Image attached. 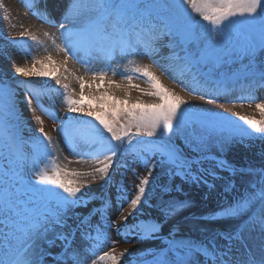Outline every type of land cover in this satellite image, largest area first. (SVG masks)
I'll use <instances>...</instances> for the list:
<instances>
[{"label":"snow or ice","instance_id":"obj_1","mask_svg":"<svg viewBox=\"0 0 264 264\" xmlns=\"http://www.w3.org/2000/svg\"><path fill=\"white\" fill-rule=\"evenodd\" d=\"M42 15L47 18V13ZM57 26L62 43L57 44L55 37L51 39L65 57L59 65L67 71L68 60H75L93 80L103 81L109 73L117 75L111 67L116 57L142 54L153 58L166 72L176 70L180 77H189L185 86L193 100L215 103L236 86L248 93L241 101L253 100L252 92L264 88V0H69ZM31 39L37 40L35 36ZM164 49L167 53L162 55ZM97 60L108 66L88 67ZM128 63L134 67L131 71L124 67L122 80L132 89L139 88L132 83L135 78H145L151 89L140 91L156 97V101L138 99L131 103L129 92L123 98L109 96L110 102L98 105L102 111L94 110L91 104L85 108L83 77H76L81 89L77 99L74 89L57 75L58 62L51 54L43 59L33 57L30 66H15V73L51 78L59 88L37 89L19 83L14 87L0 79V264H46L49 256L55 264H121L125 257L124 264H264V169L247 170L256 177L251 190L221 206L211 217L243 219L235 229L194 240L181 236L180 228L172 225L164 247L144 253L127 249L116 253L117 242L110 236L112 228L123 233L126 243L130 237L137 242L156 240L165 225L189 207V201L172 197L173 192L183 191L173 183L176 177L183 183L211 189L215 181L223 179L220 171H243L220 155L230 143L264 138V102L255 105L261 119L235 114L247 127L228 117L217 119L213 114L196 111L188 99L165 88L150 65L132 60ZM234 65L239 67L233 70ZM19 86L25 89L23 101L19 99ZM54 93L62 97L69 112L92 117L98 125L82 118L60 120L55 111L41 103L43 97L52 99ZM105 95L97 99L105 101ZM21 102L33 113L35 102L54 121L60 120L59 131L73 151L77 139L88 148L78 154L77 162L93 161L91 170H69L57 162V145L44 131L40 116H35L41 125L40 135L25 139L20 131ZM121 117L124 123H120ZM182 144L190 151H185ZM121 149L133 157L135 164L142 165L146 174L141 175L134 166L121 165L117 160ZM121 167L125 169L123 176L131 172L138 180L134 194L127 195L129 189L123 187L122 180L115 179ZM157 168L161 169L160 177L154 176ZM96 179L116 187V220L108 219L113 201L106 191L84 190ZM94 200L100 205L87 214L75 211L87 208ZM125 202L127 208L123 207ZM145 209L156 211L158 217L140 219ZM97 215L104 219L103 225L93 222ZM129 217L134 223H128ZM69 219L75 221L74 226L68 224ZM120 221L124 222L122 226ZM77 234L88 244L77 246ZM256 237L258 245L254 244ZM57 241L61 251L53 254L47 248L57 246ZM101 244L113 247L99 255Z\"/></svg>","mask_w":264,"mask_h":264},{"label":"bare ground","instance_id":"obj_2","mask_svg":"<svg viewBox=\"0 0 264 264\" xmlns=\"http://www.w3.org/2000/svg\"><path fill=\"white\" fill-rule=\"evenodd\" d=\"M69 0H0V65L5 68L7 73L9 74V79H7L8 83L14 87L18 86L19 84H28L33 88H47V89H55L59 88V85H56L55 80L51 78L45 77H25L18 73H15V66H24V65H31L32 58L36 57L39 59H43L48 54H51L58 62L57 66L59 67V72L57 73L58 76L62 79L63 83H68L70 88L74 89V97L79 99L80 98V82L76 79V77L81 76L85 81V87L83 89V96H84V106L85 108L88 107L89 104L94 106V110L102 111L98 107L100 103L106 102L109 96L115 94L119 98H123L128 96L130 92V96H128L129 102L134 103L138 99L142 100L146 103H151L157 100L156 97L146 96L140 90H150L151 86L147 83L146 79L143 77L135 78L132 83L139 86V88H132L129 89L127 85V81L122 80L120 73L124 71V67L127 66L128 70L131 71L134 65H130L128 63L129 60L135 61V64L138 65H150L151 70L155 73V75L159 78L161 84L175 92L177 95L188 99L189 102L194 105V108L198 112H205L213 114L219 118L230 117L233 119H238L235 115L239 113L240 116H249L255 119H261V113L256 109L255 105L258 101H264V88H256L255 91L252 92V95L255 97L253 100L244 99L241 101V97H247L248 93L242 91L239 86L230 92L228 95H221L216 99L215 103H208L207 100H193L190 98V93L185 86L189 82V77L184 76L180 77L179 72L176 70L166 72L163 68L159 66V64L154 63L153 58L137 54L134 56L124 57H116L115 60L111 62V67L117 70V75L112 76L111 73L103 81L100 80H93L90 74L85 72V68L83 65L77 63L75 60H68L67 63V71H65L64 66L59 65V61L65 59L63 53L57 51L55 46L52 43L51 37L56 38V43H62L60 39V33L58 30V23L62 21L63 13L68 5ZM35 5V6H33ZM43 13H47V18L43 17ZM55 22V23H53ZM46 33L50 35H45ZM31 36H35L37 38L36 41L31 39ZM142 51V50H141ZM167 50H162V55L166 54ZM157 60L160 57H156ZM164 63L165 61H161ZM107 62L104 61H94L93 63L89 64L88 67L93 69H100L107 67ZM40 67V65H37ZM239 67L238 65L233 66V70ZM67 76L68 79L64 80L63 77ZM114 83H111L113 82ZM121 85L120 88H117L116 85ZM19 92V99L23 101L25 95V89L22 86L18 87ZM101 94L105 95V101H101L97 99L101 96ZM110 102V101H107ZM41 103L45 108L49 109H56L63 119L67 117L73 118H82L85 121H91L94 123V118L84 116L82 113H73V115H69V111H67V106L63 103L62 97L58 93H54L52 99H49L47 96L42 98ZM66 106V107H64ZM32 107L36 108V112L33 113L29 110L28 106L21 102L19 104V109L21 113V120L22 126L25 129H32L36 128L37 130L41 127V125L35 120V116H40L43 120V128L46 133L52 135L53 142L57 145V151L54 153L55 156L59 157L57 161L62 166H67L69 170L72 169H79V170H86L90 171L91 168L94 166V162L90 161L89 163H78L79 155L77 151H73L68 144L60 137L59 134H53L52 126L54 121L50 120L49 118L43 116L44 114L40 111L41 108L36 105L34 102ZM66 109L65 111H62ZM56 112V114H59ZM68 113V114H64ZM45 114H47L45 112ZM123 118V117H121ZM62 119V120H63ZM35 131V130H34ZM77 150L82 151L83 148H79V143H82L79 139L76 140ZM99 147V145H97ZM88 149L86 150V152ZM131 155H126L124 161L129 159ZM67 157V159H65ZM88 158L85 156V159ZM3 163V161H0ZM71 162V163H70ZM127 165L131 166L133 162L131 160L125 161ZM43 166V164L41 165ZM98 166V165H95ZM141 167V165H139ZM137 169V165H134ZM140 170V168L138 169ZM136 179V177H135ZM120 181V179L118 180ZM226 180H217L214 185L217 188L225 189ZM177 184L183 185L184 188H195L197 186H204L201 185H194V184H186L182 181H178ZM214 187V188H215ZM112 188V187H111ZM109 190L107 187H102L100 183L94 184L91 187V191L93 192H101L107 191L110 192V196L112 197L113 201V208L108 212V215L111 217L112 220H116L118 218L119 212L116 211L117 204L116 200L113 196V190ZM203 198L201 195L197 196L196 202H189V207L182 210L168 225H165L164 229L161 232V237H166L169 231V228L172 225L178 226L180 228V235L181 236H192L194 237L195 234L190 229L191 224H195L201 226L203 224H208L207 227L210 231H215L218 229H222V232L227 231L225 226L217 224L218 221H209V220H192V216H196L197 214H204L209 210V208L205 207V201L202 200ZM212 201L217 202L216 199L212 198V195L209 197ZM193 200L195 198L193 197ZM220 201V199H219ZM100 204L99 200H94L90 203V206L85 208L84 213H88L92 208L96 205ZM209 206V205H208ZM220 206V205H218ZM128 207V206H127ZM124 207V208H127ZM76 211V210H75ZM150 209H145V215L140 217V219H147L149 215ZM79 213L80 211H76ZM214 212V211H213ZM147 213V214H146ZM211 214V213H210ZM71 215V214H70ZM147 217V218H146ZM183 217L184 221L181 219ZM181 219V220H180ZM233 220V219H232ZM236 219L233 221L228 220L234 224ZM102 223V222H101ZM129 224L134 223L132 217H129ZM121 226L124 224L123 221H120ZM231 224V226H233ZM114 229V234L118 237L121 241H124L122 238L123 233L118 234L116 229ZM198 235V234H197ZM130 241H136L135 237H130ZM198 239H201L200 237ZM158 240L151 242H157ZM79 243V242H78ZM140 242H137V244ZM259 238L256 237L254 240V244L258 245ZM137 246L135 243L133 244H123L121 247H135ZM94 258V257H91Z\"/></svg>","mask_w":264,"mask_h":264},{"label":"rangeland","instance_id":"obj_3","mask_svg":"<svg viewBox=\"0 0 264 264\" xmlns=\"http://www.w3.org/2000/svg\"><path fill=\"white\" fill-rule=\"evenodd\" d=\"M1 8V5H0ZM9 74L7 73V71L5 70V68H3L0 65V79H9ZM8 82V81H7ZM264 102V101H262ZM261 101L257 100V103H262ZM66 107V106H64ZM53 110V109H52ZM66 109L62 110L65 111ZM53 111L58 112L56 109H54ZM68 111V110H67ZM42 112L47 118H49L50 120L54 121L53 118L48 115L45 114V111H40ZM59 113V112H58ZM64 114H68L63 112ZM60 118V120H62L64 118V116L62 117V115L59 113L57 114ZM69 115H73V113H69ZM217 119H223V118H219L216 116ZM229 119H231L232 121H235L236 123L243 125L245 127H247V125H244L243 121H240L239 119H233L228 117ZM60 120H55L52 126V132L53 134H59L61 138H63L64 141H66L64 139L63 133L59 131L60 129ZM124 119L120 118V123H124ZM95 124L98 125V122L94 121ZM35 130V131H34ZM32 130V129H25L22 124H21V135L25 138L28 139L31 136H38L40 135L38 130L36 132V128ZM48 136H50L51 138L53 137L52 135H50L49 133H47ZM227 133H225L226 135ZM105 135L107 136L108 134L105 133ZM66 143L68 144V146L73 149V146L70 145L68 143V141H66ZM77 144L78 142L75 141V151L78 152V154H83L86 152V150L88 149L83 143H79L78 147L79 148H83L82 151L77 150ZM185 151H190V149L185 146V145H181ZM29 152L31 151V149H27ZM215 154V153H214ZM127 154H124L122 149L121 152L118 154L117 160L118 162L123 165L126 164L125 161L131 160V162H133V157L130 156V158L124 161V158L126 157ZM221 157L225 160H227L229 162V164L233 165L236 169L239 170H243L240 172H237L236 174L230 173L228 171H220L219 175L221 177H223L222 180H226L228 183H226V186L228 187V190L226 191L225 189H221V188H217L214 187L209 189L206 185L204 186H197L195 188H184L183 185H180V187L183 189V191L180 192H173L172 193V197L179 199V200H187V201H197L196 198L197 196L201 195V197L203 198L202 200L205 201V207L209 208V210L207 211V213L205 212L204 214H197L196 216H192V220H209V221H218L217 224H220L222 226H225L224 229H226L227 231L233 230L235 229L237 226L241 225L243 223V219L241 218H233L236 219V221L234 222V224H232L231 222H228V220L233 221L232 219H226V218H211L214 217L215 213L218 212L221 208V206L225 205V204H230L234 201L235 198L239 197L240 195L244 194L246 191L251 190V182L256 179V177L252 176L249 174V172L247 170L252 169V170H260V169H264V138H260V137H253V138H246L244 139L242 142L239 139H236L235 141H233L232 143H230L226 149L224 150L223 153L220 154ZM87 159V158H86ZM0 164H2L0 162ZM137 165V171L141 174L144 175L146 174L143 166L141 165V167L138 164H135L134 162L131 164V166ZM140 168V170H138ZM86 171V170H83ZM125 172V169L123 167H121L116 175H115V179L118 181L120 179V181L122 180V185L124 188L129 189V191L126 193L127 195H131L134 194L135 192V188L133 187L136 183H138V180L135 179V176L131 173L128 172L126 176H123L122 174ZM33 178H34V174H32ZM154 176H161V169L157 168L156 171L154 172ZM178 181H181L179 177H176L175 180L173 181L174 184H177ZM216 182V181H215ZM214 182V183H215ZM100 183L102 187H107L105 185V181L103 179H96V180H91L89 183L88 188H85V191H88L89 188L91 189V187L94 184ZM112 187V188H111ZM109 188L114 189L113 190V196L115 198V200L117 199L118 193L116 190L115 186H111ZM107 192V191H106ZM110 195V192L108 193ZM212 195L213 199H218L216 204L215 201H212V199H209V197ZM193 197L195 198V200H193ZM166 199L168 197H165ZM220 199V201H219ZM117 201V200H116ZM100 202V201H99ZM100 205V204H99ZM98 205V206H99ZM209 205V206H208ZM220 205V206H218ZM90 206V204L88 205V207ZM128 204L125 202L123 203V207H127ZM186 209V208H185ZM85 208H80V209H76V211H80V214L84 213ZM184 210V209H183ZM116 211H118V206ZM214 211V212H213ZM211 213V214H210ZM147 214V213H146ZM147 215H151L152 217H158V213L152 209H150L149 213ZM108 219L112 220L111 217L108 215ZM147 218V217H146ZM181 219L183 220L184 218L181 217ZM180 219V220H181ZM184 221V220H183ZM93 222L94 223H99L101 225H103L105 223L104 219H102L99 215L94 216L93 217ZM102 222V223H101ZM68 224L74 226L75 221L73 219H69L68 220ZM231 224L233 226H231ZM209 225L208 224H203L201 226L195 225V224H191L190 225V229L192 230V232L195 234L194 237L192 236H186V237H191L194 240H201L204 238L205 235L210 234V233H214V232H222V229H218L215 231H210L207 227ZM59 230V229H58ZM64 231H67V229H64ZM198 234V235H197ZM110 236L111 239L116 241L117 243L114 245L115 249H116V253L118 254L119 252L124 251L125 249L128 250V252L130 253H144L146 250L148 249H152L153 251L158 250L162 247H164V238L165 237H159L157 242H151L152 239H145L140 241V245L139 243L137 244V242H135V240L130 241V242H125V241H121L118 237H116V234H114V229L112 228L110 230ZM201 239H198V238ZM259 238V237H258ZM154 240V241H156ZM79 242V243H78ZM136 244L137 246L135 247H127V248H123L121 247L123 244ZM60 244V241H57V246L51 247V248H47V245H45V247L47 248L48 251L52 252L53 254L59 253L61 251V248L58 246ZM76 244L77 246H85L88 244L87 241H81L79 234H77V240H76ZM259 244V243H258ZM113 245L111 244H101L99 249H98V254L102 255L105 251H111ZM254 251H256V248L253 249ZM95 258V257H94ZM127 257H125L124 259H122L121 264H124V260H126ZM46 264H55V261H53L52 257H46Z\"/></svg>","mask_w":264,"mask_h":264}]
</instances>
